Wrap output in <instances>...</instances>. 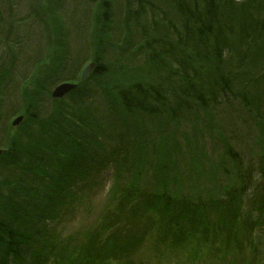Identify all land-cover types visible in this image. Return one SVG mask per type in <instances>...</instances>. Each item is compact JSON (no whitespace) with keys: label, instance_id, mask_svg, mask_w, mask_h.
<instances>
[{"label":"rangeland","instance_id":"374dc122","mask_svg":"<svg viewBox=\"0 0 264 264\" xmlns=\"http://www.w3.org/2000/svg\"><path fill=\"white\" fill-rule=\"evenodd\" d=\"M18 1L16 8L8 1L5 8L8 20L0 27V64L8 69L1 74L6 90L0 100V149L7 151L6 141L16 136L30 133L37 138V132L46 130V133L49 126L54 134V112L61 108L73 116L79 113L78 121L89 122L78 131V136L80 132L82 136L88 134L89 144L76 149L74 160L88 156L90 162L81 165L89 176L75 178L77 183L73 186L77 194L66 205L62 203L59 213L54 212L59 222L53 225L51 218L56 216L45 215L40 227L34 230L36 233L40 229L41 236L34 235L32 244L24 245L22 250L27 255L15 264H264V210H256V204L253 211L241 216L238 211L243 199L239 205L235 204L240 190L252 186L253 180L260 176L258 169L264 166V115L258 117L256 107L252 115L242 111L240 103L218 107L213 109L215 112L210 108L185 109L175 121L168 118L151 121L158 125L160 133L166 131L165 151L154 139L140 155L125 153V144L118 140L121 128L116 131L118 137L107 143V150L96 154L94 159L91 153L83 151L95 148L91 138L97 128L105 125L103 112L111 111L118 119L116 122L123 123V116L120 120L117 116L120 109L112 93L117 94V87L126 89L140 80L145 59L154 53L152 46H147L149 28L128 22L127 0H111L107 24L99 20L104 13V0H59L62 3L59 19L45 11L49 0ZM19 16L18 25L8 23ZM60 25L67 29V40H58ZM66 41L69 54L55 64L61 54L57 46L64 49ZM97 62L104 66L100 73L94 72ZM92 63L95 66L80 81L83 70ZM65 82L79 83L80 90L63 98L51 97L56 85ZM18 117H23L24 122L13 127ZM89 118L96 121L93 126ZM34 122L42 126L38 128ZM129 126L131 130L134 127ZM147 126V122L143 123V127ZM230 147L236 150L238 159L227 153ZM140 166L144 174L142 181L136 177L138 181L145 183L148 174L162 191L169 192L173 208L167 209L161 201L154 207L132 212L137 203L138 207L153 203L151 198L138 202L130 194L121 195L125 182L134 185L130 174L134 170L140 172ZM11 172H19L18 167L8 169L0 159V182L13 176ZM19 175L27 180L34 174L26 170ZM263 179L264 175L256 183ZM116 180L118 187H110ZM194 190L198 191L200 201L189 197ZM22 198L18 199L21 204ZM248 206L249 199L245 198L244 208ZM120 216L129 221L142 216L150 220L140 232L128 233L137 248L117 260L96 256L94 259L93 255L88 258L84 244L91 241V232H99L105 221H119ZM69 239L72 241L61 251ZM124 240L118 234L114 245ZM121 245L125 251V245ZM41 257L48 260L41 261Z\"/></svg>","mask_w":264,"mask_h":264},{"label":"trees","instance_id":"16d2710c","mask_svg":"<svg viewBox=\"0 0 264 264\" xmlns=\"http://www.w3.org/2000/svg\"><path fill=\"white\" fill-rule=\"evenodd\" d=\"M8 1L12 7L15 5L14 8L19 3L18 0H0V27L8 20L5 11ZM110 2L104 0V13L99 17V20L102 19L101 24L109 21L107 15L112 10ZM61 4L59 0H49L45 11L51 17L58 18ZM126 4L129 7L126 12L128 22L147 25L149 28L146 45L152 46L154 53L145 59L140 80L130 83L126 89L117 87V94L112 93L120 109L117 116L119 120L123 116V123L119 121L118 124L117 117L111 111L103 112L105 125L97 128L96 135L91 138L95 154L104 146L107 134L118 125L123 126L125 131H130L129 125L134 126L130 133L134 131L137 137L131 142V147H145V140L139 135L145 133L150 138L159 137L157 143L164 148L166 131L161 134L158 125L151 121L164 118L175 121L185 109L213 110L221 102L241 99L249 107L260 101L263 94L255 87L254 79L260 82L261 78L250 77L249 74L253 67L251 61L264 56V0H245L244 3L237 0H127ZM20 18H13L8 23L14 27L19 24L17 21ZM63 26L58 27V32L55 30L59 41L67 40V29ZM46 39L49 38L46 36ZM57 48L61 54L55 59V64L69 54L68 42L64 49L60 45ZM97 63L94 72L100 73L104 66L101 62ZM3 65L0 64V100L6 90L1 74L8 72ZM77 90H80V86ZM176 105L177 109L173 110ZM1 106L2 103L0 116ZM54 113V134L49 126L46 133V130L37 132V138V135L28 133L24 137L16 136L6 141L8 149L0 158L5 161L6 168L18 167L20 173L30 170L34 175L25 180L19 172H11L13 176L0 182V264H9L11 259L15 262L19 260L24 244L33 239L32 233L43 218H39L40 214L32 213V210H40L41 213L40 207L19 206L17 198L20 195L52 199L54 196L71 195L69 189L74 183L73 174L80 167L79 163L73 161L72 154L77 152V148L89 144L88 134L82 136L80 132L78 136V131L89 125V122L78 121L79 113L73 116L61 108H57ZM89 119L93 126L96 121ZM146 122L149 129L143 127ZM35 123H38V128L42 126L39 122ZM62 123L65 124L63 127ZM89 128L92 131L93 128ZM98 136L101 140H98ZM34 143L36 148L33 150L31 147ZM140 174L134 170V176H131L134 185L129 186L125 182V193L135 195L141 191L135 177ZM145 178L149 179V176ZM147 181L152 186L150 197L154 202L160 198H170L167 191H162L154 184L153 179ZM123 226L127 227L128 223ZM109 247L105 245L99 251L109 250Z\"/></svg>","mask_w":264,"mask_h":264},{"label":"water","instance_id":"95a60500","mask_svg":"<svg viewBox=\"0 0 264 264\" xmlns=\"http://www.w3.org/2000/svg\"><path fill=\"white\" fill-rule=\"evenodd\" d=\"M95 66L94 63L88 65L84 71L82 72V77L81 79L84 80L85 78H87V73ZM77 85L75 84H71V83H65L60 85L59 87H57L53 93V97H62L64 95H66V93L76 89ZM23 117H19L16 119V121L14 122L15 125L20 124L23 120ZM2 150H0V155H2Z\"/></svg>","mask_w":264,"mask_h":264}]
</instances>
